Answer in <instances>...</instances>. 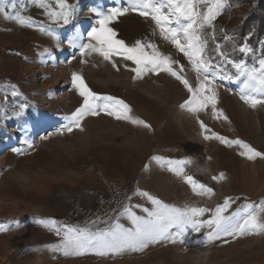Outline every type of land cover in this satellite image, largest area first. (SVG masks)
Wrapping results in <instances>:
<instances>
[{"label":"rangeland","instance_id":"rangeland-1","mask_svg":"<svg viewBox=\"0 0 264 264\" xmlns=\"http://www.w3.org/2000/svg\"><path fill=\"white\" fill-rule=\"evenodd\" d=\"M49 2L55 7L54 0ZM230 2L232 7L213 22L214 40L212 29H207L209 55L210 48L220 44L216 41L217 31L225 32V39L232 40L226 28L242 24L257 0ZM68 3L76 9L68 24L53 22L32 0H16V4L22 15L31 16L36 22L33 27L22 26L0 14V227L9 229L0 231V264H264V233L234 240L225 237L206 245L163 242L149 245L142 252L121 255L100 256L92 251L64 255L48 247L60 244L62 235L37 224V219H54L56 227L61 228L70 225L89 226L93 231L104 229L114 222L110 218L124 204L153 207L145 197L134 194L137 189L181 208L214 209L231 197L234 203L225 215L246 203L259 205L264 200V158L248 160L239 154L242 149L237 146L204 138L215 132L230 140L241 139L264 152V105L250 107L240 98V82L220 80L209 73L217 92L216 108L227 119L214 118L211 106L194 115L181 107L191 93L169 73L147 72L134 78L136 73L131 69L136 65L121 56L112 61L96 53L81 57L79 49L70 46L72 36L79 33L81 42H88L87 33L99 27L96 12L127 7L128 3ZM21 4L25 5L23 9ZM39 25L54 35L40 32ZM108 26L117 33V39L129 46L137 40L155 44L161 53L179 61L174 69L179 72L183 65L180 74L193 87L197 85L196 73L187 57L163 39L150 18L130 11ZM262 42L264 31L253 52L244 53L246 62L264 58ZM215 56L213 62L222 63ZM225 67L235 72L231 65ZM73 73L82 75L98 95L123 100L134 118L151 127L118 120L101 111L99 115L85 116L80 128L67 131L66 117L83 103V97L72 86ZM21 105H27L23 112ZM201 120L211 132L201 129ZM154 156L165 161H190L182 165L184 173L212 188L214 194L197 195L182 176L170 171L167 164L162 166L153 160ZM221 173L223 179H212ZM133 210L137 215H146L140 208ZM210 215L205 213L201 219ZM120 223L131 227L124 217ZM207 231L210 229L190 233L191 239H203ZM225 239L229 242L224 243Z\"/></svg>","mask_w":264,"mask_h":264},{"label":"snow or ice","instance_id":"snow-or-ice-1","mask_svg":"<svg viewBox=\"0 0 264 264\" xmlns=\"http://www.w3.org/2000/svg\"><path fill=\"white\" fill-rule=\"evenodd\" d=\"M117 4L119 0H116ZM32 3L44 9L53 22L63 21L68 24L75 12V7L68 3V0H54L55 7L49 0H32ZM127 7H112L107 12L99 11L96 14L100 17L99 27H93L88 33L89 41L81 42L82 36L77 33L72 36L69 43L74 49H79L81 57L99 54L106 61H112L113 57L121 56L126 61H132L136 67L131 71L136 77H141L147 72H166L179 80L191 96L181 105L189 112L196 115L205 111L211 106L214 118L223 117L222 110L216 108L217 92L212 86L213 81L209 73L220 80H227L232 83H241L240 98L252 108L257 105H264V58L254 60L249 64L243 59L235 60L229 57L227 52L222 50L220 44H216L213 51L220 57L222 63H214L213 57L207 53L209 34L207 29H212L211 38L215 39V19L222 12L232 7L230 0H127ZM25 5L21 4L23 9ZM93 11H96L93 9ZM137 12L140 16L150 18L159 29L164 40L170 41L175 48L187 57L192 71L196 73L197 85L193 87L182 73L184 66L180 65L179 72L173 65L178 64L171 55L161 53L155 44H144L137 40L134 45L129 46L124 40L117 39V33L109 27V23L128 12ZM0 14L5 19L13 20L22 26L33 27L36 22L31 16L22 15L17 10L16 0H0ZM40 32L48 35L54 33L43 25L38 26ZM230 39V38H229ZM264 43V42H262ZM146 49H151L149 53ZM242 53H252L253 49L248 45L240 46ZM82 62H86L83 61ZM225 65H231L235 72H230ZM113 67H116L113 62ZM243 78V79H241ZM72 86L83 97L82 105L66 117L69 121L65 128L71 132L73 127L80 128V121L87 115H99L101 111L118 120H127L132 124L143 125L145 128L151 126L144 120L134 118L131 115L132 109L123 100L113 96H101L93 92L85 83L82 75L72 74ZM17 95L16 92L12 93ZM27 105H21L23 112ZM20 113H17L19 115ZM201 129L211 132L201 120ZM207 139H217L229 147L237 146L240 155L248 160L257 157L264 158V152L257 151L253 146L241 139L230 140L215 132L205 135ZM153 160L168 165L170 171L183 177L193 192L197 195L207 194L211 196L213 189L201 183L191 175L184 173L182 165L190 161H165L163 157H152ZM147 167V166H146ZM224 178V174L213 176V180ZM135 195L145 197L153 207L148 208L140 204H124L117 210L114 222L107 228H97L95 231L89 226L79 227L64 225L56 227L54 219H37L35 222L49 230H54L57 236L62 235L60 244L50 245L53 250L62 251L64 255H81L86 251L95 252L97 255L105 256L121 255L125 252H142L149 245L157 243H179L187 245L195 242L197 244H211L225 237L233 240L248 235H259L264 233V200L259 205L246 203L242 208L225 215L234 203L231 197L224 199L214 209L208 207L183 208L169 205L146 191H137ZM131 200V197H128ZM140 208L146 215H137L133 208ZM205 213H211L208 219H201ZM124 217L131 223V227H125L120 223ZM95 224V221L92 222ZM202 228L210 231L203 233V239L193 241L190 233H200ZM8 228L0 227V231H8ZM227 239L224 243H228Z\"/></svg>","mask_w":264,"mask_h":264},{"label":"trees","instance_id":"trees-1","mask_svg":"<svg viewBox=\"0 0 264 264\" xmlns=\"http://www.w3.org/2000/svg\"><path fill=\"white\" fill-rule=\"evenodd\" d=\"M226 31L232 35V40L225 39V32L220 30L216 33V41L221 44L222 50L227 52L230 58L235 60L245 59V54L239 51L240 46L248 44L254 49L264 31V0H257L256 4L250 8L242 24L233 28L227 27ZM264 54V46L262 47ZM213 59L216 60L215 52L210 48Z\"/></svg>","mask_w":264,"mask_h":264}]
</instances>
